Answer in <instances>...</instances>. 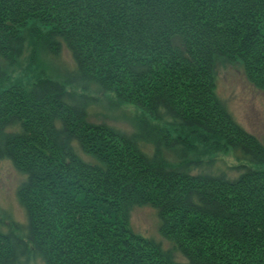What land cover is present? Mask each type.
Masks as SVG:
<instances>
[{
    "label": "trees",
    "instance_id": "1",
    "mask_svg": "<svg viewBox=\"0 0 264 264\" xmlns=\"http://www.w3.org/2000/svg\"><path fill=\"white\" fill-rule=\"evenodd\" d=\"M27 41L32 64L67 49L62 81L11 79ZM218 58L264 93V0H0V161L26 213L0 264H264V141L217 99ZM98 93L140 111L131 132L89 120ZM140 206L171 249L131 230Z\"/></svg>",
    "mask_w": 264,
    "mask_h": 264
},
{
    "label": "rangeland",
    "instance_id": "2",
    "mask_svg": "<svg viewBox=\"0 0 264 264\" xmlns=\"http://www.w3.org/2000/svg\"><path fill=\"white\" fill-rule=\"evenodd\" d=\"M32 48L29 42L24 46L22 55L18 59V65L9 71L11 79H20L26 88H29L34 80L44 74L45 76L62 81V69L70 70L73 62L70 53L63 46L60 55L56 58L45 55L43 51H37L36 63L32 64ZM214 92L217 99L230 113L233 119L260 141H264V93L254 89L245 79L238 63L227 61L223 58L215 60L214 65ZM98 104L89 109V120L96 124L104 123L115 127L125 133L131 132L130 125L124 117L134 116L140 111L131 105H121L118 109L108 107L112 104L113 95L93 94ZM208 148L198 145L197 151L191 153L194 158L222 159L233 170L231 177H236L242 171L239 167L252 166L244 162H238L232 156L230 150L217 153H206ZM239 168V169H236ZM24 176L16 171L7 160L0 161V222L5 224L3 231L15 224L26 223V213L17 198V190L23 182ZM129 226L131 230L146 238L158 242L164 250L171 249V244L163 239L159 232V221L156 210L149 206L134 207L130 212ZM18 234V232H16ZM176 260H182L178 253L174 254ZM37 264H42L40 260ZM29 264H34L30 262Z\"/></svg>",
    "mask_w": 264,
    "mask_h": 264
}]
</instances>
